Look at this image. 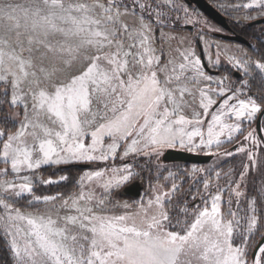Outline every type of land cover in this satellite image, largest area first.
Here are the masks:
<instances>
[{"label": "snow or ice", "instance_id": "6c2138e0", "mask_svg": "<svg viewBox=\"0 0 264 264\" xmlns=\"http://www.w3.org/2000/svg\"><path fill=\"white\" fill-rule=\"evenodd\" d=\"M237 7L264 12V0ZM182 10L178 0H0V235L9 264H264V178L247 207L237 199L234 210L232 199L264 168L256 151L264 137L249 131L251 148L235 149L248 163L238 180L225 173L227 187L201 178L203 194H185L189 173L161 168L165 148H219L264 115V99L241 98L250 80L264 84V54L229 61L239 88L206 74L182 48L186 38L165 32ZM164 40L168 51L156 47ZM118 153L128 162L108 164ZM137 158L157 184L133 208L111 197L145 171ZM96 162L107 166L84 172L78 192L35 195L42 166ZM22 198L48 207L25 214Z\"/></svg>", "mask_w": 264, "mask_h": 264}, {"label": "rangeland", "instance_id": "374dc122", "mask_svg": "<svg viewBox=\"0 0 264 264\" xmlns=\"http://www.w3.org/2000/svg\"><path fill=\"white\" fill-rule=\"evenodd\" d=\"M219 11H221L226 17L232 19L233 21L237 22H248L252 21L253 19L263 18L264 12H261L259 9L251 10L245 9L242 7H237V5L243 4L248 2V0H209ZM178 3L181 5L182 9L185 11H179L175 13V15L180 17L179 22L173 21V24L182 26L183 28H177L183 30V34L178 35L177 37L186 38L187 42L182 45V48H191L194 52L196 57H198L201 62V53L199 46H202V51L205 56L206 62L211 69H221V74L213 75L217 78H227L226 83L230 82L232 85L236 87H240L239 78L233 76V72L236 70L229 61L235 57L237 59L247 56L251 57L252 59H259L254 54H252L249 49L242 43L231 41V40H224L214 36L213 32H224L226 28L217 22L216 20L212 19L211 17L204 14L200 11L195 5H190L185 0H178ZM195 26V28H186V26ZM173 28H166L165 32L171 34V30ZM175 29V28H174ZM173 31V30H172ZM156 47H164L166 51L169 49V41L164 40L163 44L157 42ZM177 47L175 41L171 42V48ZM219 60V63L216 64L215 62ZM211 61V62H210ZM205 69V68H204ZM206 74H210L206 71ZM243 75V73H241ZM212 75V74H210ZM259 83L261 80L259 78L255 80H250L248 87L244 89V95L241 98H246L247 96L258 97L257 103H261V100L264 99V88L258 89L257 86L253 85V82ZM262 83V82H261ZM255 93L253 95V93ZM258 115V114H257ZM232 122V121H229ZM243 127V134H238V139L235 140L233 143H224L219 148L213 147L212 149H201V148H193L191 152L195 153H212L215 156V159L212 161L205 163V164H184V163H173V162H165L162 160V156L160 157V164L161 168L166 167L173 173L179 170H186L189 173L188 177H183L184 180L187 182L182 185L183 192L186 194L187 191L190 189L192 194H196V189H200V194H203V187L200 183L201 178H211L213 185L219 184L221 186L227 187L225 184V173L231 172V178L233 180H238L239 174L244 167L245 164L248 163L247 157L245 153H238L235 152V149L241 145L245 146L246 148H251V144L249 141L245 140V136H247L249 131L256 130L257 138H259L255 121L251 124L248 121H244L242 124ZM263 135H264V118H263ZM222 139H225L222 137ZM180 146V145H178ZM181 148L188 150L186 147ZM171 148V147H170ZM173 148H177V145ZM168 148H165V150ZM190 151V150H188ZM258 153V159L264 161V147L261 149L256 150ZM227 152H233V155L228 156L226 155ZM231 157H236L234 159H229ZM229 159V160H227ZM226 160V161H225ZM131 161V158H129ZM128 162L121 160L119 158V153L117 159L112 162L109 161L108 164L112 166H120L123 163ZM137 162L142 166L145 167V171L138 177L137 179L141 180L144 183V189L142 190L141 194L137 197H130L125 196L122 194V189L125 185L129 184L131 181L120 187L112 194V200L116 203L123 205L124 203H128L136 207V203L140 200H146L149 196L152 195V188L157 184V177L152 175V173L148 170L145 166L146 161L143 158H137ZM62 165H44L40 169H38L34 174H32V179L34 183V193L37 196H44L45 190L51 188L55 190L60 184L67 190L66 192H54L51 195H56L57 193H62L65 197L76 193L79 191V187L76 183L80 176L84 174L86 171H94L98 169H103L107 165L103 162H96L92 163L91 167L77 170L75 168H71L70 170L60 171ZM0 167H4L3 164H0ZM49 168L48 173L44 171V169ZM64 169V168H63ZM193 169H202L203 171H198L193 173ZM60 171V172H59ZM219 171L221 173V178L217 181L215 180V173ZM211 174V177H210ZM61 175H67L69 177L68 181L61 182L59 184H44L41 181H46L48 179L58 180ZM164 176H167L168 173L164 172ZM11 177H9L10 179ZM134 178V179H136ZM262 178H264V168L253 169L249 172V174L245 177V180L241 182V191L245 193V196L242 197H235L233 194V209L235 210V202L237 199L240 200V207L245 208L247 207V199L253 196H257L259 198V193L255 191V188H258ZM197 179L194 183L193 181ZM133 180V179H132ZM161 185H168L171 183V180L165 181L163 179L159 180ZM194 183L195 185L190 188V185ZM61 186V185H60ZM212 191L215 192V188H212ZM227 195L225 194L224 199H227ZM23 205V206H21ZM21 211L25 214L32 213L34 214L39 208L40 211H43L48 205L40 204L37 208L27 206V201L25 199H21L20 206ZM259 210V205H257ZM224 212H227V205L223 207ZM119 211V209H117ZM259 239V237H257ZM0 244L3 247V250L0 253H3L4 257H6V261L9 263L11 260L10 253L7 250L5 238L0 235ZM1 263V262H0Z\"/></svg>", "mask_w": 264, "mask_h": 264}, {"label": "water", "instance_id": "95a60500", "mask_svg": "<svg viewBox=\"0 0 264 264\" xmlns=\"http://www.w3.org/2000/svg\"><path fill=\"white\" fill-rule=\"evenodd\" d=\"M185 1L190 5H195L204 14L216 20L217 22H219L220 24L225 26V28L228 29L225 22L226 16L221 11H219L209 0H185ZM261 22H264V18H257L251 21V23L253 24H257ZM192 27L193 26L191 25L186 26V28L189 29H191ZM222 36L228 40L238 41L243 44H246L248 42V40L244 36L237 33L223 34ZM203 65L205 69L211 71L209 66L204 60H203ZM212 72H216V71H212ZM262 116L263 115L259 114L256 121L257 131L260 137H263ZM212 158H213L212 153H195L185 150L183 148H173V147L166 149L162 155V160L166 162H180L184 164H204L209 162ZM70 166L71 165H62L61 168H67ZM78 166L83 168H88L90 167V164H78ZM142 190H143V182L136 181L125 185V187L122 189V194L125 196L137 197L141 194Z\"/></svg>", "mask_w": 264, "mask_h": 264}, {"label": "trees", "instance_id": "16d2710c", "mask_svg": "<svg viewBox=\"0 0 264 264\" xmlns=\"http://www.w3.org/2000/svg\"><path fill=\"white\" fill-rule=\"evenodd\" d=\"M225 22H226L228 29L231 27L233 30H235L239 33H242L243 35H245L248 38L249 43L246 45L249 47V51L260 59L261 54H264V24H262L264 22H261L259 24H252L251 22H237V21H233L232 19H229L228 17H226ZM177 28H183V27L175 25V29H177ZM194 28H195V26L193 27V29ZM213 34L217 38L226 39L225 37L222 36L223 34L220 32H213ZM253 85L257 86L258 89L264 88V84H262L261 82L256 83L254 81ZM91 166H92V163L90 164V167ZM71 168H75L77 170L85 169L83 167H79L78 164H74V165H71L70 167H67L64 169L62 168V170H60V171L70 170ZM44 171L48 173L49 168L47 167L46 169H44ZM195 181H197V179ZM60 185L58 187H56L55 190H52L51 188L46 189L44 191L45 192L44 194L51 195L54 192H66L67 188L65 189L62 186V184H60ZM191 187H192V184L190 185V188ZM189 192H190V189L187 191L186 194H188ZM175 210L176 209H174V208H170V211H175ZM1 250H3V247L0 244V251ZM0 262H1V264H9L6 261V257H4L3 253H0Z\"/></svg>", "mask_w": 264, "mask_h": 264}, {"label": "flooded vegetation", "instance_id": "af4514ba", "mask_svg": "<svg viewBox=\"0 0 264 264\" xmlns=\"http://www.w3.org/2000/svg\"><path fill=\"white\" fill-rule=\"evenodd\" d=\"M264 18V17H263ZM253 20H255V19H253ZM252 20V21H253ZM248 22H251V21H248ZM253 24V23H252ZM257 24H259V23H257ZM262 24H264V23H262ZM225 27V26H224ZM193 28V27H192ZM232 33H237V34H240V35H242V36H244L247 40H248V38L245 36V35H243L242 33H239V32H237V31H235V30H233L231 27L229 28V29H227L226 28V30H224V32H222V34H232ZM224 40H228V39H224ZM231 41H233V40H231ZM236 42H238V41H236ZM239 43H241V42H239ZM249 43V40H248V42L246 43V44H248ZM243 44V43H242ZM246 44H244L248 49H249V47L246 45ZM199 49H200V53H201V59H202V63H203V60L206 62V59H205V56H204V54H203V51H202V46H199ZM207 63V62H206ZM208 65V64H207ZM205 68V67H204ZM210 68V67H209ZM210 70L211 71H208L207 69H206V71H208L209 73H211V74H221V72H222V70L219 68V69H211L210 68ZM212 71H216V72H212ZM233 76H236V77H238V75H237V71L235 70L233 73ZM239 75H241L242 76V74L240 73ZM253 93V92H252ZM255 93H253V95H254ZM258 115H259V113H258ZM258 115H257V117H258ZM263 118H264V115L262 116V133H263ZM256 121H257V119L255 120V124H256ZM256 129H257V126H256ZM258 132V131H257ZM258 135H259V133H258ZM260 137V136H259ZM263 137H264V135H263ZM234 158H236V157H231V158H229V159H234ZM213 159H215V156L213 155V158L210 160V161H212ZM229 159H227V160H229ZM209 161V162H210ZM226 161V160H225ZM173 163H180V162H173ZM208 163V162H207ZM205 164V163H204ZM196 180V179H195ZM193 181L194 183L196 182V181ZM136 181H141V180H139V179H133V180H131V182H136ZM130 182V183H131ZM194 183H192V186H194L195 184ZM143 189H144V183H143ZM197 203H199V200H197Z\"/></svg>", "mask_w": 264, "mask_h": 264}, {"label": "crops", "instance_id": "0c3cea01", "mask_svg": "<svg viewBox=\"0 0 264 264\" xmlns=\"http://www.w3.org/2000/svg\"><path fill=\"white\" fill-rule=\"evenodd\" d=\"M173 30V31H172ZM171 30V35H174V36H178V35H181L183 34V30L181 29H172ZM170 34V33H169ZM211 74V73H210ZM212 75H216V74H212ZM179 144H177V148H181L180 146H178Z\"/></svg>", "mask_w": 264, "mask_h": 264}]
</instances>
